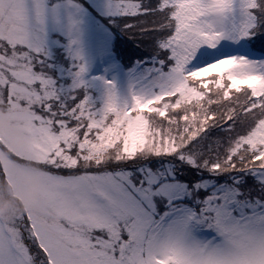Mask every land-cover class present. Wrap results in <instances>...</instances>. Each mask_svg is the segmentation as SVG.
Instances as JSON below:
<instances>
[{
    "label": "snow or ice",
    "instance_id": "snow-or-ice-1",
    "mask_svg": "<svg viewBox=\"0 0 264 264\" xmlns=\"http://www.w3.org/2000/svg\"><path fill=\"white\" fill-rule=\"evenodd\" d=\"M0 264H264V0H0Z\"/></svg>",
    "mask_w": 264,
    "mask_h": 264
},
{
    "label": "trees",
    "instance_id": "trees-1",
    "mask_svg": "<svg viewBox=\"0 0 264 264\" xmlns=\"http://www.w3.org/2000/svg\"><path fill=\"white\" fill-rule=\"evenodd\" d=\"M125 50H126L125 62H127V57L128 56H133V55H135V53L132 51V46L131 45L125 46Z\"/></svg>",
    "mask_w": 264,
    "mask_h": 264
}]
</instances>
